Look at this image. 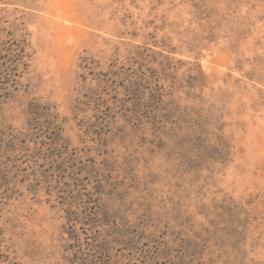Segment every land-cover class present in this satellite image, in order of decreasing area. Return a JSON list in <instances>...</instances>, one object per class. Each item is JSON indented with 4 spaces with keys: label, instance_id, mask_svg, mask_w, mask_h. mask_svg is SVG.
<instances>
[{
    "label": "rangeland",
    "instance_id": "obj_1",
    "mask_svg": "<svg viewBox=\"0 0 264 264\" xmlns=\"http://www.w3.org/2000/svg\"><path fill=\"white\" fill-rule=\"evenodd\" d=\"M0 264H264V0H0Z\"/></svg>",
    "mask_w": 264,
    "mask_h": 264
}]
</instances>
